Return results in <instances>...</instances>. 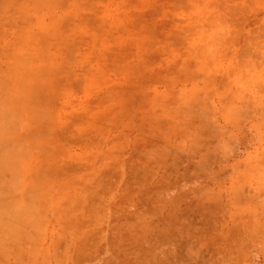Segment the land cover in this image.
Returning <instances> with one entry per match:
<instances>
[{
  "label": "rangeland",
  "instance_id": "obj_1",
  "mask_svg": "<svg viewBox=\"0 0 264 264\" xmlns=\"http://www.w3.org/2000/svg\"><path fill=\"white\" fill-rule=\"evenodd\" d=\"M0 264H264V0H0Z\"/></svg>",
  "mask_w": 264,
  "mask_h": 264
}]
</instances>
